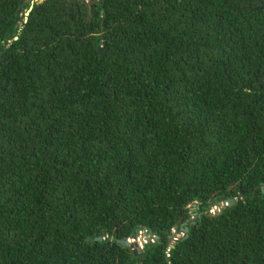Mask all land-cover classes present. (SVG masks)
Here are the masks:
<instances>
[{"label":"trees","instance_id":"trees-1","mask_svg":"<svg viewBox=\"0 0 264 264\" xmlns=\"http://www.w3.org/2000/svg\"><path fill=\"white\" fill-rule=\"evenodd\" d=\"M32 2L0 0V264H264V0Z\"/></svg>","mask_w":264,"mask_h":264},{"label":"water","instance_id":"water-1","mask_svg":"<svg viewBox=\"0 0 264 264\" xmlns=\"http://www.w3.org/2000/svg\"><path fill=\"white\" fill-rule=\"evenodd\" d=\"M41 1L42 0H34L33 2L40 3ZM33 2L31 4H33ZM21 3H22V1H21ZM30 9L26 12V14H25L26 16L29 14ZM25 21H26V19H25ZM234 202L235 201L231 199L227 202L226 205H221L219 212H223V210L226 206H232L234 204ZM217 205H220V204L217 203ZM192 215L194 216L195 214H192ZM188 223H189V221L183 223V225L179 228V231H181L182 234L184 235L183 240H185L188 237V232H189ZM174 229L176 230L177 227L175 226ZM141 237H142V243L139 242V239ZM151 237H152V232L150 230H143V231L136 230L135 234L133 235L132 238L117 239L116 241L120 245H123L124 247H128L131 251H133V255L136 256L138 253L141 252V250L143 249L145 244H147L148 242H152ZM154 239H157V236H155ZM95 240L96 241H102L103 238L98 237ZM170 247H173V244H171Z\"/></svg>","mask_w":264,"mask_h":264},{"label":"rangeland","instance_id":"rangeland-1","mask_svg":"<svg viewBox=\"0 0 264 264\" xmlns=\"http://www.w3.org/2000/svg\"><path fill=\"white\" fill-rule=\"evenodd\" d=\"M34 1V0H32ZM219 204H222V205H225L224 202H221ZM221 206L217 205V203H214L211 207H210V210H209V213H211L212 215L216 214L217 212H219ZM196 211V207L194 206V208H192L191 212H194ZM190 219H192V216L190 217ZM182 232L181 231H173V239H177V238H180L182 237ZM142 236V235H141ZM139 242L142 243V237L139 239Z\"/></svg>","mask_w":264,"mask_h":264},{"label":"flooded vegetation","instance_id":"flooded-vegetation-1","mask_svg":"<svg viewBox=\"0 0 264 264\" xmlns=\"http://www.w3.org/2000/svg\"><path fill=\"white\" fill-rule=\"evenodd\" d=\"M192 214L193 213H190V217L192 216V219H189V221H192L195 218Z\"/></svg>","mask_w":264,"mask_h":264},{"label":"built area","instance_id":"built-area-1","mask_svg":"<svg viewBox=\"0 0 264 264\" xmlns=\"http://www.w3.org/2000/svg\"><path fill=\"white\" fill-rule=\"evenodd\" d=\"M225 203V205L227 204V202H224ZM222 204H220L219 206H221ZM220 211V210H219Z\"/></svg>","mask_w":264,"mask_h":264}]
</instances>
